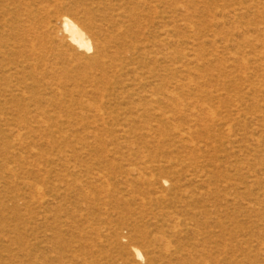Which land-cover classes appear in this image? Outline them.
I'll use <instances>...</instances> for the list:
<instances>
[{"label": "rangeland", "instance_id": "rangeland-1", "mask_svg": "<svg viewBox=\"0 0 264 264\" xmlns=\"http://www.w3.org/2000/svg\"><path fill=\"white\" fill-rule=\"evenodd\" d=\"M5 5L0 264H264V0Z\"/></svg>", "mask_w": 264, "mask_h": 264}, {"label": "bare ground", "instance_id": "bare-ground-1", "mask_svg": "<svg viewBox=\"0 0 264 264\" xmlns=\"http://www.w3.org/2000/svg\"><path fill=\"white\" fill-rule=\"evenodd\" d=\"M8 17V18H7ZM16 15L11 13L10 8L5 5V0H0V37L3 36L4 34L8 35L11 34V32L13 31V29H11V25L10 23L13 24L12 19H15ZM235 18V17H234ZM233 18V19H234ZM25 20V19H24ZM62 35L64 34V39L68 42L69 45L73 46L74 49L76 50H81L84 51L85 53L87 52H94L93 56L90 57H84V69L87 68H94V67H102L101 65V59L103 58L102 56V52L100 51L98 45L93 47L92 43H91V38L87 35L86 32H84V29H81L74 21H72L71 19H69L68 17H63L62 18ZM116 25V24H115ZM111 27V26H110ZM33 35V33H31ZM60 35V36H62ZM90 35V34H89ZM24 36V35H23ZM31 36V35H30ZM34 36V35H33ZM34 38V37H33ZM30 41V40H29ZM101 47V46H100ZM0 51H2L0 49ZM2 53V52H0ZM83 58V57H82ZM75 62V61H74ZM243 63V62H242ZM241 63V64H242ZM240 65V64H239ZM83 69V70H84ZM88 70V69H87ZM264 71V70H263ZM182 82V81H181ZM171 98H169V100L174 99L173 95H170ZM165 97V96H164ZM168 98V97H167ZM166 98V100H167ZM176 100V99H174ZM175 103V102H174ZM178 103V102H176ZM173 104V103H172ZM189 106V105H188ZM202 106V105H201ZM208 108V107H207ZM92 110V109H91ZM95 110V109H94ZM213 110V109H212ZM206 112H210V110H206ZM212 113V111H211ZM210 113V115H212ZM214 115V113H213ZM161 116V115H160ZM209 119V118H208ZM264 132V131H263ZM187 141V140H186ZM246 142V141H245ZM256 143V142H255ZM11 171V172H10ZM8 172L12 173V170H9ZM246 172V171H245ZM6 173V172H5ZM13 174V173H12ZM11 175V174H9ZM129 175L130 176H137L138 178H140L142 175L139 171L135 170V169H131L129 170ZM14 178V177H13ZM204 178V177H203ZM166 182V181H164ZM254 182V181H253ZM28 183V182H27ZM163 183V182H161ZM172 183V182H171ZM81 184V183H80ZM207 186V185H206ZM235 186V185H234ZM179 190L175 184H171L170 185V190ZM33 193V191H32ZM180 193V192H179ZM181 193L184 196L190 197L192 196V192L190 191H181ZM189 199V198H188ZM185 202V201H184ZM254 207V206H253ZM253 209V208H252ZM176 211H172L170 212L168 215V218H170V220H174V215ZM169 222V221H168ZM173 222V221H172ZM174 223V222H173ZM175 224V223H174ZM173 224V225H174ZM187 226V225H186ZM161 227V226H160ZM171 228V227H170ZM164 232V231H163ZM167 234V233H166ZM177 236V235H176ZM155 244L158 245V247L160 248L161 252H163L165 255H171V252L169 250L170 248V243L165 239L164 234L163 237H158L154 239ZM157 247V248H158ZM174 248V247H173ZM134 251V255L137 258L141 257L140 252L137 249H133ZM176 251V250H175ZM158 252V250H157ZM133 255V256H134ZM163 254H160V256ZM164 255V257H165ZM81 256V255H80ZM143 259V258H142ZM146 259V258H145ZM150 264L153 263L151 257H147L146 259ZM147 262V263H148ZM45 263V262H44Z\"/></svg>", "mask_w": 264, "mask_h": 264}]
</instances>
